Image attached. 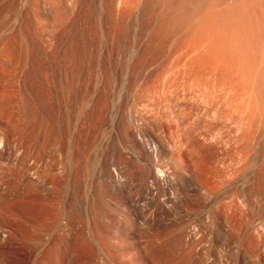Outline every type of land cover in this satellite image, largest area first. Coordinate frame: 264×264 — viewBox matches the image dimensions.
I'll return each mask as SVG.
<instances>
[{"label": "bare ground", "instance_id": "bare-ground-1", "mask_svg": "<svg viewBox=\"0 0 264 264\" xmlns=\"http://www.w3.org/2000/svg\"><path fill=\"white\" fill-rule=\"evenodd\" d=\"M171 2L0 0V96L8 97L0 103V162L7 160L0 167L10 163L17 178L10 197L0 193L4 239L31 241L25 231L40 230L52 204L64 233L103 255L96 264H126L120 262L124 253L132 256L130 264H164L173 252H180L177 264H193L209 228L217 243L241 255L235 225L243 229L248 206L261 217L264 247V164L261 204L251 196L258 153L249 149L240 164L234 131L232 149L208 160L202 152L211 137L188 134V111L202 109L206 88H197L200 82L193 90L186 81L180 88L172 69L161 70L170 55L165 49L178 42L173 32H183ZM178 2L176 16L186 3ZM6 39L12 50L3 52ZM202 48L192 49L191 57ZM28 193L40 204V216L27 214ZM202 212L206 226L196 223Z\"/></svg>", "mask_w": 264, "mask_h": 264}, {"label": "rangeland", "instance_id": "rangeland-1", "mask_svg": "<svg viewBox=\"0 0 264 264\" xmlns=\"http://www.w3.org/2000/svg\"><path fill=\"white\" fill-rule=\"evenodd\" d=\"M171 1L172 10L178 12L179 9L177 8L180 7V3L178 0ZM197 1L198 0H185L187 4L185 3L184 5V12L182 11L183 15L176 16L177 12L174 11V19L177 17L175 22L177 23L179 19L181 20V29H183V32H173V35L179 37L177 40L178 42L175 41L177 43H174L171 49L170 47L165 49V54L169 53L170 55H167L168 57L166 61L163 62L161 70L166 71L168 67L172 69L175 76V81L173 83L177 86L179 83L180 88L189 83L191 85L194 84L193 90H195L197 86V88L203 86V88H206L207 97L201 106L202 109L199 110V106L193 108L194 111L191 110L194 112L193 115L191 111H188L190 112L189 118H193H190L191 121L189 119L188 134L191 132L190 137L195 138L196 136H200L203 132L202 135H207V139L211 137L210 140H206L204 143L202 152H205V157L207 156L206 158L208 160H216L219 156L222 157L226 150L228 151L227 148L232 149V145L230 144L232 143L230 132L233 134L234 131V134L238 136V141L234 143L237 144V146L235 145L236 147L234 146L233 148L237 149V152H239L237 153L239 154L237 155V161L240 164L246 163L245 161H247V159H243V157L245 158L248 151L253 149L254 151L256 150L255 152H257L258 155L256 159H253V161L255 160L254 163L252 162L254 168L251 182V185L254 187V194L252 193L251 196L253 204L258 206L262 202L259 192L262 189L261 168L262 164H264V0ZM9 16L10 14L7 19L11 20ZM215 25L216 27H214ZM191 39L193 42L190 41ZM1 46L3 52H8L11 49L10 40L6 39L2 41ZM198 47H203L201 50L206 49L204 52L201 51V54L204 53L202 56L204 59H199V61L198 58L201 57V54L191 57L193 53L192 49ZM187 55L190 56L187 57ZM200 69L204 72H209V74L207 73L206 79V74H203L204 72L201 71L202 74L199 73ZM181 71H184V73ZM197 74L200 78L195 79L196 76L199 77ZM190 76L192 77L191 82ZM202 77L205 79V85L202 82ZM200 82L201 85H197ZM183 83L186 84L184 85ZM190 88H193V86ZM216 93L221 95L219 96L221 102L219 103V112L217 114L214 113L213 109ZM171 97L174 99L175 95L172 94ZM4 98L7 100L8 97L0 96V103L5 100ZM211 109H213V111ZM198 110L201 112H198ZM200 113L201 115L203 114L201 117ZM195 114H197V116ZM196 117L198 118L195 119ZM196 129L199 130L197 131ZM215 135L217 136L215 137ZM239 136L241 137L239 138ZM211 149H213L212 152L210 151ZM36 153L37 152L34 151L30 157L32 164L37 162L35 160L37 159ZM1 163L6 164L7 160L0 162V165H2ZM9 166L12 165L9 163ZM9 166L4 165L0 167V193L7 195V197H10L11 188L14 187L15 181H17V178L13 175L14 173L11 170L12 168ZM32 196L33 195H29V193L25 195V200H30L29 202L27 201L26 212L28 215L31 214V216L35 215L37 217L40 216L38 213L39 210H37L40 204L37 201L33 202L35 200ZM31 197L33 200H31ZM239 199L242 200L241 198ZM51 202L52 201L49 200V203ZM240 203L242 206V201ZM48 205L49 204H47L46 207ZM54 207L55 206L50 204L47 208L51 209H47V211L44 212L45 214L43 213L42 218L39 217L40 220L45 222V225L43 224L44 227L42 226L40 230H34V228H32L25 231V234L31 237L29 238L31 241H28V243L25 242L21 245H16L15 242L13 243L11 240H6L0 235V264H14V262L18 260L24 262L23 264H96L98 261L102 262V254H98L92 251L91 248L81 245V243L76 240V235L74 233H64V226L58 219V216H55L56 208ZM243 210L245 213L241 220V228L243 227V229L235 225L237 228L235 233L240 235L239 245L242 247L241 255L238 256L237 248L229 247L228 244H225V241L217 243L216 237L213 235L214 231L211 234L209 228L208 231L205 232V239L202 242V253H198L195 258L196 261L193 264H209L211 262L212 264H235V261L239 259L243 264H262L264 260V247L260 244L263 235L261 217L248 206L243 207ZM251 218L254 219V224L248 225ZM207 220L206 213L202 212L199 214L196 223L201 222L206 226L208 223ZM109 252L112 256L117 254L111 243ZM172 255L173 256H171L167 262L165 261L164 264H177V257H180V252H173ZM121 257L124 258L120 262L130 264L129 260L132 258L130 254L124 253ZM216 258L218 259L214 262Z\"/></svg>", "mask_w": 264, "mask_h": 264}]
</instances>
